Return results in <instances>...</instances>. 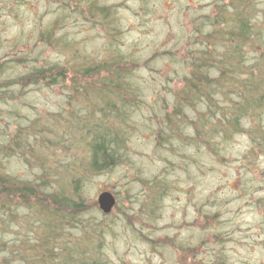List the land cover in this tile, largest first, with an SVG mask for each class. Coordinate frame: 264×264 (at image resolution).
I'll return each mask as SVG.
<instances>
[{"label": "rangeland", "instance_id": "obj_1", "mask_svg": "<svg viewBox=\"0 0 264 264\" xmlns=\"http://www.w3.org/2000/svg\"><path fill=\"white\" fill-rule=\"evenodd\" d=\"M91 1L110 9L113 30L88 14ZM234 3L247 5H242L241 11L247 9L242 15L262 32L243 47L250 54L247 62L253 56L264 58V0H0V83L26 73L29 66L103 62L119 53L123 60L118 67L132 70L123 82L130 79L142 89L127 121L125 157L99 174L86 173L81 165L87 159L88 139L86 130L75 123L77 114H85L79 103H95L92 95L80 87L73 91L68 81L50 87L39 79L9 86L0 98V143L30 126L41 131L56 127L66 134L65 140L57 136L55 150L43 149L30 138L37 147L31 155L33 168L13 150L11 157L0 151V160L10 174L42 184L38 179L42 170L35 161L47 158L42 169L57 180L52 191L64 190L67 196L77 182L86 209L73 227L62 229L68 245L64 258L70 263L78 250L90 264H264V102L253 119L249 112L238 115L239 129L219 134L216 142L210 140L213 134L185 132L179 124L168 134L163 116L174 112V92L190 72L186 65L190 53L204 46L198 43L203 42V32L196 28L209 31L205 18L221 10L232 12ZM50 26L53 39L48 41L41 34ZM126 57L135 59L136 65L124 67ZM256 67L263 81L259 94H264V61ZM215 96L217 105L230 115L234 110L230 101L220 93ZM201 112V106L186 111L191 114L186 128ZM222 118L217 129L228 127L229 117ZM204 126L211 132L216 128L214 121ZM73 168L79 170L77 175ZM44 181L47 185L52 180ZM101 191L115 198L107 215L98 208ZM37 201L46 203L43 196ZM17 203L16 222L31 216L33 211L23 206L27 202ZM8 224L0 232L12 240L21 230ZM85 224L93 226L96 236L85 238ZM33 231L28 234L35 238ZM80 235L77 242L74 237Z\"/></svg>", "mask_w": 264, "mask_h": 264}, {"label": "trees", "instance_id": "obj_2", "mask_svg": "<svg viewBox=\"0 0 264 264\" xmlns=\"http://www.w3.org/2000/svg\"><path fill=\"white\" fill-rule=\"evenodd\" d=\"M242 5L247 7L244 3ZM242 5L238 6V3H234L235 10L232 12L221 10L216 14L213 13L214 17L205 18V26L209 31L204 32L203 28L201 30L196 28V32H203V42L198 43L204 44V46L197 49L195 53L194 50L190 53L191 57L186 62V65L191 68L190 72L185 75L182 88L174 92V98H176L172 103L174 112L172 111V114L167 112L163 115L167 122L168 134L173 132L175 124H179V126L183 125L185 132L192 129L199 136H204L206 133L209 136L213 134L210 140L216 142L215 138L219 134L227 135L229 129L233 132L239 129L238 115L246 116V113L249 112L252 119L256 117L255 115L262 106L261 103L264 102V94H259L263 89V81L255 72L257 71L256 66L263 62L264 58L253 56L252 61L247 62V57L250 54L247 55L243 52V47L246 44L248 46L253 44L255 35L262 32L259 28L253 27L252 19L248 15H242L247 11L246 8L241 11ZM225 6L223 9L226 8ZM88 8V14L91 17L100 18L102 26L109 28V31L113 30L107 15L110 9L105 5L100 6L94 1L88 4ZM52 29L54 26H50L49 30L42 32L41 37L44 36V39L48 41L52 40L53 38L50 36L53 32ZM223 44L227 45L226 49ZM221 47L224 48L223 51L220 50ZM114 56L116 58L103 62L87 63L86 61L79 64L75 61L73 63L68 61L62 66L57 63L40 67L29 66L26 73L0 83V87H2L0 98L8 92L9 86L19 85V83L28 84L30 81L36 83L39 79H43V82L50 87L59 84L65 85L68 81L67 87L73 91L80 87V90L86 91L88 97L92 95L90 98L95 103L89 104L86 101L79 103L83 104L85 114L81 116L77 114V118H75V123L81 126V130H86L87 137L84 138L88 139L87 159H82L81 165L86 173L99 174L109 171L125 157L122 153L126 146L125 140L129 135L127 121L132 110L131 107L136 106L137 98L142 90L136 87L130 79L126 83L123 82V78H127L132 70L119 68L120 60L122 61L123 57L119 53H115ZM121 64L124 67L127 64L134 66L136 60L126 57ZM217 93L222 94L223 98L230 101L234 108L230 115L217 105V96H215ZM204 104L206 106H203ZM200 106L203 108L201 113H205L211 120L202 119L201 113H199L196 120L189 121L190 126L186 128L185 122L191 115H187L186 111L197 109ZM224 115L229 117L228 127L217 129L219 123L224 122L222 118ZM178 121L183 122L178 123ZM206 121L215 122L216 128H211L212 132L204 126ZM17 131L18 133H15L13 138L6 137V143H0V151L6 156L12 150L15 151V154L20 159H24V162L31 168H33L31 155L34 148H37L34 141L32 145L31 137L43 149L54 148L53 150H55L59 145L57 136L61 140H65L66 136L64 133H59L56 127L43 130L46 134L42 137L40 135L43 134V131L37 126ZM207 141L209 140L207 139ZM11 156L9 155V157ZM39 158L35 164L42 170V175L38 177L39 180H43L42 184L33 183L27 179L23 180L15 174H10L4 166V162L0 160V228L1 231L4 230L9 222L11 226L19 227L21 230L20 234H15L16 236L12 240H7L0 232V256H3L0 264H90L85 260V254L77 252L78 250L72 253L75 262L70 263L66 257L64 258V250L68 249V245L67 240L62 237V229L64 226L73 227L72 222L79 219V214H82L86 209L83 199L80 198V191L78 192L76 189L77 182L70 196H67L63 192L64 190L62 192L52 191L57 180L49 173H44L42 169L48 163L47 158ZM72 171L76 175L79 173V170L76 171L74 168ZM47 178L52 180L51 184L53 183L54 186L50 182L44 185V180ZM39 196H43L46 203L38 202ZM16 201L27 202V205L23 206L30 208L34 213L30 211L31 216L16 222L18 216L15 210L18 207ZM35 224L37 225L35 226ZM87 226L85 224L83 231L85 238L96 236L93 226ZM32 231L35 238L29 237L28 233ZM62 239L65 243L61 247L59 243L63 241ZM74 239L80 242L82 237L80 235Z\"/></svg>", "mask_w": 264, "mask_h": 264}, {"label": "water", "instance_id": "obj_3", "mask_svg": "<svg viewBox=\"0 0 264 264\" xmlns=\"http://www.w3.org/2000/svg\"><path fill=\"white\" fill-rule=\"evenodd\" d=\"M115 199L109 192L103 191L97 196V204L99 210L104 213L111 212V208L114 205Z\"/></svg>", "mask_w": 264, "mask_h": 264}]
</instances>
